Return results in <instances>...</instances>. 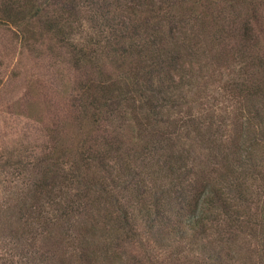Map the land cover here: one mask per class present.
Instances as JSON below:
<instances>
[{
  "label": "trees",
  "instance_id": "1",
  "mask_svg": "<svg viewBox=\"0 0 264 264\" xmlns=\"http://www.w3.org/2000/svg\"><path fill=\"white\" fill-rule=\"evenodd\" d=\"M7 1L14 25L75 50L47 138L0 151L12 259L264 264V0ZM229 105L248 112L234 157L211 132Z\"/></svg>",
  "mask_w": 264,
  "mask_h": 264
},
{
  "label": "rangeland",
  "instance_id": "2",
  "mask_svg": "<svg viewBox=\"0 0 264 264\" xmlns=\"http://www.w3.org/2000/svg\"><path fill=\"white\" fill-rule=\"evenodd\" d=\"M8 2L0 0V151L17 140H45L47 138L45 127L50 124L49 118L52 117L50 113L62 114L59 105L57 106L54 101L59 98L57 91L61 90V82L67 83L74 78L71 55L75 50L71 51V47L50 40L46 36L47 31L42 30L41 20L32 23L34 35L14 25L9 17L4 15V6ZM85 32L83 30L75 34L77 42H86ZM107 38L108 40L102 43L104 46L121 40L119 37ZM210 91L213 92L214 89ZM183 109L181 108V113ZM246 114L248 112L245 108L236 112L233 105L226 108L216 107L215 117L213 116L214 128L211 132L225 139L228 144V157H234L232 154L234 147L227 140L240 138V131L249 124ZM219 124L222 126L219 127ZM105 127V125L102 127L100 135L103 134ZM208 150H204V154ZM218 158L219 161L214 162L212 167L224 168L226 161H223L221 156ZM2 177L4 176L1 174L0 178ZM261 209H264V205ZM261 209L257 207L256 211ZM252 238V241H257L260 246L261 236ZM11 245L10 243L7 246L6 238L0 242V264L20 263V258L12 259L8 251L14 250ZM233 248L234 251L231 253L236 255L237 246ZM129 249L131 247L127 248Z\"/></svg>",
  "mask_w": 264,
  "mask_h": 264
}]
</instances>
